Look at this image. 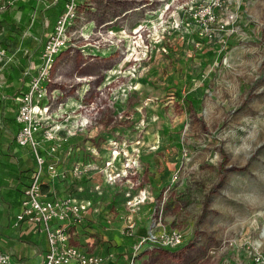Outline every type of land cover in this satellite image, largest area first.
I'll use <instances>...</instances> for the list:
<instances>
[{"label": "rangeland", "instance_id": "rangeland-1", "mask_svg": "<svg viewBox=\"0 0 264 264\" xmlns=\"http://www.w3.org/2000/svg\"><path fill=\"white\" fill-rule=\"evenodd\" d=\"M218 2L77 0L52 67L37 139L58 162L54 190L88 179L127 264H250L264 251V0ZM65 12L64 0H0L4 180L26 179L25 155L35 168L16 100ZM139 230L183 243L134 255Z\"/></svg>", "mask_w": 264, "mask_h": 264}, {"label": "built area", "instance_id": "built-area-1", "mask_svg": "<svg viewBox=\"0 0 264 264\" xmlns=\"http://www.w3.org/2000/svg\"><path fill=\"white\" fill-rule=\"evenodd\" d=\"M65 4V14L58 19L55 33L50 34L44 44L37 73L30 77L26 84V92L22 91L16 100L18 112L16 122L19 126L16 143L19 148L31 147L35 152L36 161L32 179L23 188L22 211L17 216V222L28 221L43 225L50 244L43 264H103L107 261V256L87 254L71 244L69 229L71 225L82 221L84 214L91 206L90 203L72 199L49 200L43 192L45 174H48L51 179L56 178L58 174V162H48L37 135L44 123L43 113L48 110L45 107L48 98L46 88L50 83L51 70L57 56L67 47L68 28L75 18L77 0H67ZM43 137L45 142H51L54 139L49 132H45ZM50 149L51 152H55V146ZM154 232L150 231L146 237L134 245V255L144 246L175 249L183 243V236L178 231L163 232L159 235ZM10 260L9 255L0 252V264H9ZM250 264H264V251L255 249L251 253Z\"/></svg>", "mask_w": 264, "mask_h": 264}, {"label": "crops", "instance_id": "crops-1", "mask_svg": "<svg viewBox=\"0 0 264 264\" xmlns=\"http://www.w3.org/2000/svg\"><path fill=\"white\" fill-rule=\"evenodd\" d=\"M23 157L24 155H22V159ZM25 159L26 165L21 168V172L19 168V173L26 176L25 180L0 178V188L5 186L4 189H6L5 191L0 189V252L10 256L9 264H43L50 249L43 225L28 221L17 222V216L22 211V197L18 194L17 189L20 185L27 183L32 174L31 172L29 175L27 171L34 167L33 163L30 165L31 159L26 155ZM16 175L19 176L17 173ZM44 178L43 192L47 199H72L91 205L82 221L79 224L71 225V229H69L71 244L87 254L107 256L109 260L107 259L103 264H127L130 258L127 249L130 250V246L122 245L124 241L122 234L118 233L115 236L116 223L110 220L111 214L107 211L106 206L100 205L98 202L94 205L93 189L83 182L88 179L80 178L82 183L78 182L79 186L75 188L74 193L64 192L59 196L56 195L53 182L48 174H45ZM23 187L21 186V188ZM5 192L6 195H4ZM129 227L133 229L135 224H130ZM148 234L149 231L146 233L144 230L137 231L135 244Z\"/></svg>", "mask_w": 264, "mask_h": 264}, {"label": "trees", "instance_id": "trees-1", "mask_svg": "<svg viewBox=\"0 0 264 264\" xmlns=\"http://www.w3.org/2000/svg\"><path fill=\"white\" fill-rule=\"evenodd\" d=\"M64 1H65V3H66L67 0H64ZM11 21L15 22L12 18H11ZM35 166H36V161H35ZM34 169H35V168H34ZM27 172H29V171H27ZM31 172H32V174L30 175V178L28 179L27 183H25V185H20V186L18 187V189H17L18 194H19L21 197H22V195H23V194H22V192H23V188H24L25 186H27L29 180L32 179V176H33V174H34V170L31 171ZM21 186H24V187L21 188Z\"/></svg>", "mask_w": 264, "mask_h": 264}]
</instances>
